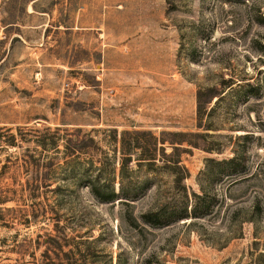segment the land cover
<instances>
[{
    "label": "rangeland",
    "instance_id": "1",
    "mask_svg": "<svg viewBox=\"0 0 264 264\" xmlns=\"http://www.w3.org/2000/svg\"><path fill=\"white\" fill-rule=\"evenodd\" d=\"M263 16L264 0H0V264L62 262L40 211L55 198L87 264H264ZM215 86L221 96L200 105ZM73 128L113 156L115 130L205 134L181 159L190 192L216 196L212 213L132 227L155 196L173 195V176L143 170L152 182L134 207L101 203L65 166ZM58 135L57 148L40 146ZM236 156L245 172L221 175ZM33 158L51 184L39 197Z\"/></svg>",
    "mask_w": 264,
    "mask_h": 264
},
{
    "label": "trees",
    "instance_id": "2",
    "mask_svg": "<svg viewBox=\"0 0 264 264\" xmlns=\"http://www.w3.org/2000/svg\"><path fill=\"white\" fill-rule=\"evenodd\" d=\"M229 2H239L244 0H227ZM264 20V16L262 17ZM226 83V82H224ZM220 87H210L198 92V101L201 104L210 103L215 97L221 96ZM209 97V98H208ZM206 99H208L206 101ZM204 129H211L208 125H203ZM57 128L56 132H59ZM82 128L65 129V134L61 136L66 158L65 166L69 169V174L81 171L85 179V185L90 194L101 203H123L128 207H134L135 203L143 199L151 185V178H140L138 173L147 171H165L173 176L174 193L170 198L162 200L155 196L148 208L142 210L139 217L131 215L129 224L137 227L141 223L153 227H165L175 222L187 219L203 218L212 213L215 204V195L210 197L206 190L201 193L190 192L186 179L190 176L189 170L182 164V153L187 151L183 145L199 147L189 140L188 137L205 136L189 132H168L162 131L156 134L149 129L124 130L120 136L117 131H113V139L119 144V156L111 155L109 151L103 149L99 141L90 133H84ZM58 135L51 142L39 141L44 149L48 145H56L59 141ZM16 145V144H13ZM171 149V151H168ZM87 157V158H86ZM34 159V158H33ZM52 158L48 164L52 166ZM35 166V181L31 182L32 191L35 197L41 195L39 188L48 184L45 176L41 175L40 160L34 159L30 165ZM219 164L223 167L219 172L221 175L227 173L230 178H235L245 172V162L239 157L225 159ZM207 173V172H206ZM213 172L209 171V175ZM234 179L230 180V183ZM56 188H47L57 191ZM59 198H55L53 204L46 203L40 211H45V216L50 212L53 220L54 230L57 234H49L45 243L59 250L57 255L60 264H87L86 244L87 242L77 241L74 237L69 238L65 234L69 223L56 209ZM1 208V207H0ZM66 222H62L63 219ZM83 245V246H82ZM68 248V250H64ZM44 256H48L49 248L44 251ZM72 256V257H70ZM71 258V259H70ZM66 259V261L64 260ZM72 260V261H71Z\"/></svg>",
    "mask_w": 264,
    "mask_h": 264
}]
</instances>
